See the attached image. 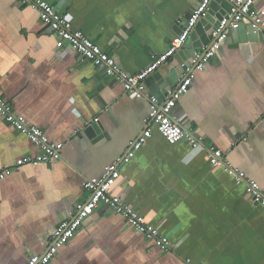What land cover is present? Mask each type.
I'll return each instance as SVG.
<instances>
[{
  "label": "crops",
  "instance_id": "crops-1",
  "mask_svg": "<svg viewBox=\"0 0 264 264\" xmlns=\"http://www.w3.org/2000/svg\"><path fill=\"white\" fill-rule=\"evenodd\" d=\"M45 1L131 75L169 51L186 15L201 3ZM252 9V19L264 28V0ZM184 47L192 48L190 39ZM257 47L244 59L237 46L224 44L192 72L185 64L176 68L174 58L165 63L157 72L171 78L167 97L190 73L192 85L175 115L202 147L188 141L170 145L153 124L147 143L120 164L146 129L148 96L128 93L98 62L58 50L38 11L0 0V96L51 143L64 145L61 161L25 165L0 180V264H25L44 253L59 223L88 201L85 180L114 163L120 164V177L111 193L167 236L173 250L164 252L100 206L50 264H264V206L255 205L229 171L212 166L208 153L212 147L223 150L264 194V41ZM96 119L109 132L107 141L95 143L84 134ZM39 153L0 115V166Z\"/></svg>",
  "mask_w": 264,
  "mask_h": 264
},
{
  "label": "built area",
  "instance_id": "built-area-1",
  "mask_svg": "<svg viewBox=\"0 0 264 264\" xmlns=\"http://www.w3.org/2000/svg\"><path fill=\"white\" fill-rule=\"evenodd\" d=\"M213 0H201L200 5L191 13V18L185 24L183 33L176 38L171 48L166 54L157 56L153 62L143 71L136 75H131L121 69L116 60L109 56L96 43L88 38L82 31L76 29L73 23L64 15L60 14L54 6L45 0H18L22 5L28 6L38 11L43 24L48 26L56 39L58 50L68 48L81 56L84 61H95L101 64L110 77H114L125 85V90L132 93L137 98L148 96L150 102V112L145 119V131L129 145L127 155L119 162L128 161L135 151L140 150L152 136L151 126L156 125L157 131L164 137L170 145H176L188 141L193 148H201V141L188 135L187 131L179 124L175 108L178 101L185 95L192 79L189 75H184L179 87L171 91L164 103H159L153 95H148L146 80L156 73L165 63L182 49L196 26L203 17L206 16ZM231 14L225 17L214 32L217 41L210 49L205 59L215 57L216 53L222 48L227 39L226 27L230 24L232 28H237L239 23L251 16L252 8L258 0H233ZM255 21V20H254ZM257 22V21H256ZM258 23V22H257ZM202 62L196 69H203ZM188 71L190 69H187ZM0 115L6 123L16 129L19 133L39 148L40 153L36 157H26L18 160L10 166H0V180L9 177L15 169L25 165L38 166L44 163L59 162L62 160V150L64 145L61 143H51L47 134L40 128L30 124L26 118L17 115L12 106L0 96ZM96 119L95 121H97ZM212 166L225 168L231 173L237 184L244 185L250 194L255 205L264 206V194L260 185L247 179L246 174L238 168H234L225 158V152L216 147L208 150ZM119 163L105 166L100 177L86 179L84 189L89 193L86 203L77 205L75 215L71 220L59 223L52 236L51 243L47 250L40 255H32L25 264H50L56 257L60 249L65 247L80 231L87 219L94 211L104 206L117 215L121 216L127 228L143 236L147 241L155 243L166 253L171 252L172 244L167 236L161 234L158 228L150 225L145 217L135 208L130 206L122 197L111 193L112 187L120 177Z\"/></svg>",
  "mask_w": 264,
  "mask_h": 264
},
{
  "label": "water",
  "instance_id": "water-1",
  "mask_svg": "<svg viewBox=\"0 0 264 264\" xmlns=\"http://www.w3.org/2000/svg\"><path fill=\"white\" fill-rule=\"evenodd\" d=\"M233 4V0L212 1L208 13L199 20L190 36L192 48L186 49L183 47L174 55L176 68L185 64L184 69H190V72H192L204 61L206 55L217 41V37L214 36L216 28L225 17L231 14ZM253 10L251 14L254 12ZM190 18L191 13L186 15L185 20L188 21ZM185 26L183 25V29ZM225 31L227 32L225 44L237 46L244 59L255 53L258 48L257 44L260 41H264V28L254 21L251 16L240 22L237 28H232L229 24ZM176 72L172 71L171 75L173 76ZM146 85L151 94L158 99V102L164 103L167 99L165 90L167 87H172L173 83L170 77L164 79L161 72H156L146 80ZM84 134L95 143H101L110 138L106 127L99 120L86 125Z\"/></svg>",
  "mask_w": 264,
  "mask_h": 264
}]
</instances>
